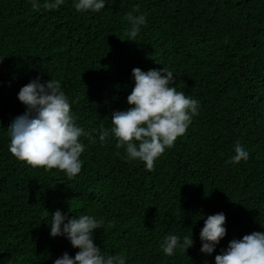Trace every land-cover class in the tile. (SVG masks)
<instances>
[{
  "label": "trees",
  "instance_id": "1",
  "mask_svg": "<svg viewBox=\"0 0 264 264\" xmlns=\"http://www.w3.org/2000/svg\"><path fill=\"white\" fill-rule=\"evenodd\" d=\"M129 13L147 16L134 41ZM163 67L200 106L152 171L98 136L83 140L82 170L71 180L8 151L7 128L25 112L19 90L38 76L60 80L77 124L99 130L129 107L134 68ZM237 142L249 159L233 165ZM57 210L103 219L94 242L127 264H215L231 240L264 231V0H106L98 13L77 12L73 0L52 10L0 0V264L74 258L67 239L50 238ZM221 212L226 236L203 255L201 216ZM192 233L187 253L163 254L166 235Z\"/></svg>",
  "mask_w": 264,
  "mask_h": 264
},
{
  "label": "clouds",
  "instance_id": "2",
  "mask_svg": "<svg viewBox=\"0 0 264 264\" xmlns=\"http://www.w3.org/2000/svg\"><path fill=\"white\" fill-rule=\"evenodd\" d=\"M29 3L34 10L41 7L52 10L64 0H44L43 4L40 0H29ZM105 5L106 0H73L74 9L80 13H98ZM127 20L128 40L134 41L147 25V16L129 13ZM174 76L167 67L147 72L134 68V87L127 96L129 107L113 112L111 127L99 130H85L77 124L71 111L74 101L69 100L60 80L51 78L41 82L38 76L19 90L17 99L25 112L15 117L7 128L8 151L26 167L56 169L71 180L82 170L80 157L86 147L83 140L95 144L98 136L101 145L109 138L114 139L115 147L124 150L129 163L140 162L146 171H152L155 161L186 133L193 118L199 115V101L177 91ZM234 153L230 159L233 165L249 159V152L239 142ZM50 217L47 223L50 238L63 237L73 249H78L74 258L65 252L53 264H127L123 255L108 254L94 242L97 230L104 225L103 219L88 214L70 218L60 210ZM201 217L204 224L199 234L200 252L211 255L226 236V216L221 212ZM193 245V233L168 234L160 247L165 256L172 257L177 252L187 253ZM215 264H264V231L231 240L215 256Z\"/></svg>",
  "mask_w": 264,
  "mask_h": 264
}]
</instances>
